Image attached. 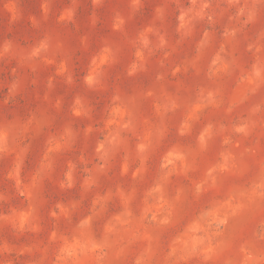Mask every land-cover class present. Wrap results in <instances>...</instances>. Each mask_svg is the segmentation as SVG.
I'll return each instance as SVG.
<instances>
[{"label":"rangeland","instance_id":"obj_1","mask_svg":"<svg viewBox=\"0 0 264 264\" xmlns=\"http://www.w3.org/2000/svg\"><path fill=\"white\" fill-rule=\"evenodd\" d=\"M0 264H264V0H0Z\"/></svg>","mask_w":264,"mask_h":264}]
</instances>
